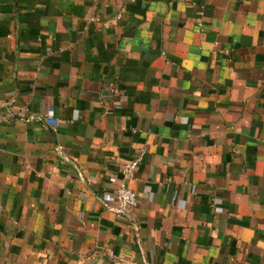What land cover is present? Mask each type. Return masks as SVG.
Segmentation results:
<instances>
[{
    "label": "crops",
    "instance_id": "obj_1",
    "mask_svg": "<svg viewBox=\"0 0 264 264\" xmlns=\"http://www.w3.org/2000/svg\"><path fill=\"white\" fill-rule=\"evenodd\" d=\"M0 105V264H264V0H0Z\"/></svg>",
    "mask_w": 264,
    "mask_h": 264
},
{
    "label": "built area",
    "instance_id": "obj_2",
    "mask_svg": "<svg viewBox=\"0 0 264 264\" xmlns=\"http://www.w3.org/2000/svg\"><path fill=\"white\" fill-rule=\"evenodd\" d=\"M199 26H201L199 24ZM46 125L49 127L56 126L58 120L55 117L54 110L49 108L44 115ZM1 105H0V121H1ZM144 150L140 149L136 157L126 163H124L120 169L123 177L116 188L112 192H106L102 195V201L107 206L109 211L116 215H127L129 216L137 207L138 200L134 191L127 188L124 181L129 179L137 170L139 164L142 161ZM111 183L116 184V179H110Z\"/></svg>",
    "mask_w": 264,
    "mask_h": 264
}]
</instances>
